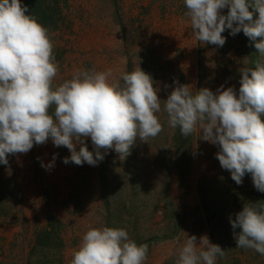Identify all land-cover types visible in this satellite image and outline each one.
<instances>
[{
  "label": "rangeland",
  "instance_id": "rangeland-1",
  "mask_svg": "<svg viewBox=\"0 0 264 264\" xmlns=\"http://www.w3.org/2000/svg\"><path fill=\"white\" fill-rule=\"evenodd\" d=\"M131 1L59 0L60 21L51 32L59 64L55 84L70 79L78 69L108 68L119 76L139 65L159 87L161 100L167 99L174 81L192 86L193 91L207 87L215 92L223 85L238 92L239 69L254 67L258 59L254 43L242 31L232 36L225 30L222 47L196 40L194 58L188 60L194 64L183 73L179 66L183 53L177 44L185 35L177 30H141V17L165 15L175 8V0H147L148 9L144 0ZM98 12L116 17L115 25L120 21L123 29L83 30L95 27L93 16ZM157 115L164 130L148 143L137 139L124 160L108 150L96 166L65 164L69 150L55 147L51 140L34 145L26 154L9 155L8 165L0 164V264H29L36 257L50 264L45 255L57 251L32 253L38 232L50 222L58 224L64 243L56 264H70L89 226L126 229L131 239L148 245L145 264H175L186 234L195 235L197 243L207 236L220 245L225 256L217 264H264V256L236 247L229 222L242 210L245 198L253 196L248 200L253 203L260 196L252 194L250 174L237 185L216 158L218 146L200 139L199 129L191 134L189 163L182 166L175 129L168 126L163 111ZM86 143L92 151L91 139ZM53 154H57L54 167H42L41 161L47 165ZM204 204L217 210L207 212Z\"/></svg>",
  "mask_w": 264,
  "mask_h": 264
},
{
  "label": "clouds",
  "instance_id": "clouds-1",
  "mask_svg": "<svg viewBox=\"0 0 264 264\" xmlns=\"http://www.w3.org/2000/svg\"><path fill=\"white\" fill-rule=\"evenodd\" d=\"M183 2L197 41L222 47V33L230 30L232 36L242 31L254 43L258 59L254 67L239 69L238 92L223 85L215 92L193 91L174 81L161 100L159 87L139 65L119 76L112 69H78L55 84L59 64L53 34L21 0H0V164L49 140L69 150L65 164L96 166L108 150L124 160L137 139L148 143L164 130L157 115L163 111L168 126L183 137L199 129L200 139L218 146L216 158L237 185L250 174L255 189L264 192V0ZM56 156L41 166L51 169ZM229 222L237 248L264 256V202L244 204ZM148 251L124 228L89 226L70 264H145ZM224 256L207 236L197 243L195 235L186 234L175 264H217Z\"/></svg>",
  "mask_w": 264,
  "mask_h": 264
},
{
  "label": "trees",
  "instance_id": "trees-1",
  "mask_svg": "<svg viewBox=\"0 0 264 264\" xmlns=\"http://www.w3.org/2000/svg\"><path fill=\"white\" fill-rule=\"evenodd\" d=\"M22 4H25L28 6L29 13L37 18V20L43 24L45 27L49 28L51 32L56 30L59 24V0H21ZM253 62V66H254ZM191 135L187 138L183 137L180 134V131L178 128L175 129V146H176V153L179 159L181 160V165H185L189 163V144L191 140ZM254 194H259L258 198H253V203L255 202H264V192L258 193V191L255 189ZM253 197V196H252ZM250 199L245 198V204L250 203L248 200ZM235 204L240 205V197L236 195V198L234 199ZM205 210L207 212H215L217 209H209L206 204H204ZM49 226L41 229L37 234L36 244L33 248V255L36 254L38 251L39 253H44L45 251L55 250L56 253L52 255H45V258L50 261V264H56L59 262V260L55 259V257H58L59 259V250H61L64 247V243L62 238H60L58 233V224H54L50 222L48 224ZM111 227V226H108ZM244 249V248H241ZM44 250V251H43ZM44 255V254H42ZM32 256V255H31ZM36 256V255H35ZM50 257L52 259L50 260ZM29 264H43L41 259L39 258H31L29 261Z\"/></svg>",
  "mask_w": 264,
  "mask_h": 264
},
{
  "label": "crops",
  "instance_id": "crops-1",
  "mask_svg": "<svg viewBox=\"0 0 264 264\" xmlns=\"http://www.w3.org/2000/svg\"><path fill=\"white\" fill-rule=\"evenodd\" d=\"M144 1L146 2L145 8L148 9L147 8L149 7L148 1L147 0ZM171 12H166L165 15L159 13L158 15H146L141 17L140 19L144 21L142 22L143 26L141 30H177L176 33L178 35H185V39L183 43L177 44V47L181 49L183 53V58L185 59V60L183 59V62L180 63L179 66L184 68L182 72L185 73L187 66L192 67V65L194 64L193 63L194 60L191 62H189L188 60L190 58L191 59L194 58L193 56L196 51V46H195L196 39L191 30L190 21L185 16L186 8L184 6L183 0H175V8L172 9ZM98 13L94 14L93 16V18L97 20V23H95V27L92 26L91 27L92 29L83 28V30H120V27L123 29V27L120 24V21L118 22L119 23L118 26L115 25L116 17L112 16L111 18L106 13L105 14H101V13L98 14Z\"/></svg>",
  "mask_w": 264,
  "mask_h": 264
},
{
  "label": "bare ground",
  "instance_id": "bare-ground-1",
  "mask_svg": "<svg viewBox=\"0 0 264 264\" xmlns=\"http://www.w3.org/2000/svg\"><path fill=\"white\" fill-rule=\"evenodd\" d=\"M108 63V62H107ZM106 69H108V68H106Z\"/></svg>",
  "mask_w": 264,
  "mask_h": 264
}]
</instances>
